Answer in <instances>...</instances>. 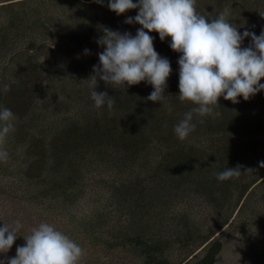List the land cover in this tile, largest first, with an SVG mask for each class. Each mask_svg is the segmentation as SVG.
<instances>
[{"label": "trees", "instance_id": "obj_1", "mask_svg": "<svg viewBox=\"0 0 264 264\" xmlns=\"http://www.w3.org/2000/svg\"><path fill=\"white\" fill-rule=\"evenodd\" d=\"M107 5L108 0L102 4L94 0H0V103H8L12 94L19 99L11 109L15 117L11 121L13 129L4 140L10 142L14 137V147L23 148L26 165L21 169L22 178L35 185L43 181L44 170L60 175L61 184L45 183L42 191L64 200V204L68 202L71 209L78 197L73 189H79L76 182L84 180V170L89 165L88 170L97 171L111 161L131 165L133 157L139 159L143 153L146 164L159 169L166 179L175 182L182 179L189 187L190 176L203 182L205 186L195 185L192 190L196 198L223 211L221 227L228 220L225 215L231 202L234 205L230 212L250 186L264 180V168L259 166L264 162V91L248 101L239 97L236 104L221 97L210 115H194L195 130L183 141L179 140L174 126L193 105L179 101L180 54L169 47L170 38L161 42L158 33L153 32L149 35L156 52L170 61L172 69L165 91L167 104L147 100L153 88L146 82L126 85L125 91L98 80L97 93H107L116 102L111 110L107 103L96 108L88 79L93 75V67L99 64L98 54L103 51L97 44L103 35L102 28L135 36L141 27L125 23L138 10L118 16ZM196 11L209 20L225 13L241 35L249 31L259 36L264 31V17L259 14L264 13V0H196ZM250 44L251 39H245L242 47ZM260 83L264 84V79ZM5 85L9 88L7 92ZM72 110L76 113L65 115ZM66 132L77 134L79 139L58 142V137ZM127 145V149L122 147ZM115 152L122 154L121 162ZM90 155L97 157L95 162L87 160ZM237 165L242 166L239 177L217 179L218 173ZM248 169H253L252 173ZM103 180L106 179L100 178V183ZM108 182L116 184L111 177ZM119 204L115 209H121ZM108 213L95 216L99 217V225L107 219L110 227L123 224L124 221L118 223L121 217ZM74 215L70 219L72 224L58 221L59 226L84 227L85 222L81 223ZM209 237L210 234L202 236L203 242ZM127 239L143 264L165 263L163 238L146 239L136 232ZM219 243L214 241L205 255L192 264H213Z\"/></svg>", "mask_w": 264, "mask_h": 264}, {"label": "rangeland", "instance_id": "obj_2", "mask_svg": "<svg viewBox=\"0 0 264 264\" xmlns=\"http://www.w3.org/2000/svg\"><path fill=\"white\" fill-rule=\"evenodd\" d=\"M18 102L12 94L8 103H0V109L11 110ZM71 113L76 112L72 110L65 115L70 114V117ZM78 139L77 134L66 132L57 141L70 143ZM13 142L14 137L10 142L0 143L4 145L0 150L8 153L7 160L0 162V227L2 223L15 226L17 221L21 225L18 232L21 237L8 252L9 258L15 257L18 246L25 245L23 237L30 235L33 228L48 223L83 249L79 264H143L127 239L129 234L136 232H141L146 239L163 238V264H192L205 255L214 241L220 243L213 264H264V180L250 186L230 212L234 205L231 202L226 209L228 220L220 227L223 211L196 198L192 190L195 185L205 186L203 182L190 176L189 187L182 179L176 182L166 179L159 169L146 164L142 153L139 159L131 158V165L122 166L111 161L98 171L88 170L89 165L84 170V180L76 182L79 189L73 192L78 197L75 207L70 209L68 202L64 204V200L43 192L45 183L61 184L60 175L44 170L46 176L40 183L29 185L24 181L21 172L26 165L24 151L20 146L16 149ZM128 146L122 147L127 149ZM115 155L121 162L122 154L115 152ZM96 158L90 155L87 160L95 162ZM110 177L116 180L115 185L107 183ZM100 178L106 180L100 183ZM126 199L130 202L126 203ZM117 203H121V209H115ZM108 212L115 214V218L121 217L118 223L124 221L123 224L110 227V219H107L99 225V217L95 216H108ZM75 213L81 223L85 222L84 227L59 226L58 221L72 224L70 219ZM91 216L93 219H89ZM137 224L139 228H134ZM208 234L210 237L203 242L202 236Z\"/></svg>", "mask_w": 264, "mask_h": 264}, {"label": "clouds", "instance_id": "obj_3", "mask_svg": "<svg viewBox=\"0 0 264 264\" xmlns=\"http://www.w3.org/2000/svg\"><path fill=\"white\" fill-rule=\"evenodd\" d=\"M103 3V0H94ZM108 8L118 16L130 10H138L135 17H128L126 24H138L136 35L102 28L103 35L97 44L103 48L98 54L99 64L93 67L91 98L96 108L107 103L109 110L115 97L97 93L98 80L107 86L128 87L146 82L153 91L148 101L167 104L165 95L171 74L170 61L162 58L153 46L149 33H158L161 42L171 39L169 47L179 53V101L193 107L174 126V134L183 141L195 130L194 115H210L218 100L223 97L233 104L238 98L248 101L264 91V31L257 36L229 22L225 13L209 20L196 11V0H108ZM264 17V13H259ZM251 39L248 47H242L245 39ZM89 54V50H85ZM9 90L4 86V91ZM171 110V109H169ZM14 114L8 108L0 109V143L13 129ZM8 153L0 150V160H7ZM264 168V162L259 165ZM241 167L227 168L217 174L226 181L241 175ZM253 169H248L252 173ZM19 221L15 226L2 223L0 227V264H79L83 249L53 225L41 223L31 234L23 237L25 245L16 248V255L8 257L16 239L21 237Z\"/></svg>", "mask_w": 264, "mask_h": 264}]
</instances>
